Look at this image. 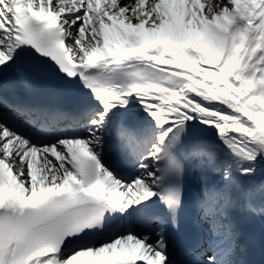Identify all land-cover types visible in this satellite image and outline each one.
I'll return each instance as SVG.
<instances>
[{"label":"snow or ice","instance_id":"1","mask_svg":"<svg viewBox=\"0 0 264 264\" xmlns=\"http://www.w3.org/2000/svg\"><path fill=\"white\" fill-rule=\"evenodd\" d=\"M256 219L264 0H0V264H254Z\"/></svg>","mask_w":264,"mask_h":264}]
</instances>
